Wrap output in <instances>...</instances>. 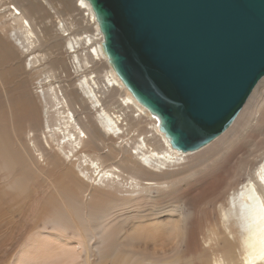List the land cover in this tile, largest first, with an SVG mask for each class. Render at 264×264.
<instances>
[{"label":"bare ground","instance_id":"1","mask_svg":"<svg viewBox=\"0 0 264 264\" xmlns=\"http://www.w3.org/2000/svg\"><path fill=\"white\" fill-rule=\"evenodd\" d=\"M18 1L0 0V191L25 203L35 186L40 203L5 261L264 264V76L228 128L182 152L109 66L99 30L79 39L80 14L96 22L85 0H65L71 18L57 14L56 0ZM44 43L62 46L68 62L59 57L57 74L36 78ZM4 61L22 78L5 104ZM102 61L110 70L100 77ZM63 78L77 81L81 100L71 89L68 101Z\"/></svg>","mask_w":264,"mask_h":264},{"label":"water","instance_id":"2","mask_svg":"<svg viewBox=\"0 0 264 264\" xmlns=\"http://www.w3.org/2000/svg\"><path fill=\"white\" fill-rule=\"evenodd\" d=\"M109 66L170 145L195 151L264 76V0H85Z\"/></svg>","mask_w":264,"mask_h":264},{"label":"rangeland","instance_id":"3","mask_svg":"<svg viewBox=\"0 0 264 264\" xmlns=\"http://www.w3.org/2000/svg\"><path fill=\"white\" fill-rule=\"evenodd\" d=\"M24 1V0H19L18 2H15L16 4ZM34 1H40L42 2V0H34ZM10 3L14 4V2H12V0H10ZM43 3V2H42ZM44 4V3H43ZM54 4L56 5V10L58 15H61L66 18H71L73 16H75V14H77L75 7L73 6H66L65 5V0H56L54 1ZM42 14V20L51 22L53 19L52 13L49 11V9L46 7V12L41 13ZM81 18L83 19V21L81 22L80 28L81 31L78 32V35L81 37L79 39H86L87 36H90L91 38H95V36H98V28L96 26V22H92L91 20H89L88 18L86 19L87 15L80 14ZM79 16V15H77ZM30 17L32 19H35V22L38 21L39 19H36V14H30ZM54 20V19H53ZM5 23H7V20H4ZM8 24V23H7ZM43 24V23H42ZM98 43H100V40H98ZM38 51L40 53H44L46 55V58L43 59L40 63V65L37 67L39 69L38 72L36 73L35 77H39L40 75H42V73L44 71L48 72V73H55L57 74V68L56 66H60L59 63L55 64V60L59 57H63L67 60V55L66 53H64L62 51V53H60V50H64L62 46H52L50 47L49 43H44L42 44L39 48H37ZM24 56V55H23ZM68 62V60H67ZM16 64L14 65H8L5 63L4 61V82H6V80L9 82L8 84L4 85V104L6 101H11L15 98H17L19 96V85L22 83V78L21 75L18 74L17 77H12L10 70L15 67ZM69 66V64H68ZM59 69V68H58ZM95 71H97V73L100 74V77L102 75L105 74L106 71H109L110 68L107 64L106 61H102L101 63H97L94 68ZM26 71V70H25ZM31 72V71H30ZM32 73V72H31ZM95 72L90 73V75L94 74L95 77L98 76V74ZM10 78H13L10 81ZM33 81L34 82V86L36 85L35 83H37V80ZM69 79H65L63 78L62 81H60L61 83V88L64 92V94L66 95L68 101L71 103L72 102V95L70 94V90L73 89L75 94H76V99L77 100H81V96H83L81 94V91L79 89L76 88V83L77 81L74 82L72 80H70V82L72 83V85H68L67 81ZM57 81V80H56ZM110 96H112V93L110 94ZM113 99H116V96H113ZM79 111V110H78ZM146 123L143 121L142 125L145 126ZM262 149H264V141L262 142V145H260ZM261 152V151H260ZM264 153V150L261 152ZM260 157L256 158V163L259 162ZM118 161V160H117ZM39 174V173H38ZM36 175L37 179H40V175ZM246 176H242L239 178V180L237 181L238 183H241L243 181H245ZM13 179H10V182ZM33 182H36L35 179H31ZM2 184L4 186H6L7 181L6 179H4V183L2 182ZM155 195V193H154ZM25 196L27 197V199H24V202L21 203H15L13 201L9 200V197L7 195H4V192L0 191V264H11L7 263L5 260V254L9 253V250L11 248V243H10V239H20V235L25 234L23 232V226H24V222L25 223H29L35 216V214L37 213L38 207L36 205H33L35 201H39V197H40V193H39V188L32 186L30 187V189L28 190V193L25 194ZM20 198H18L17 200H19ZM13 233V234H12ZM14 236V237H13ZM5 253V254H4ZM107 264H111V262H108Z\"/></svg>","mask_w":264,"mask_h":264}]
</instances>
